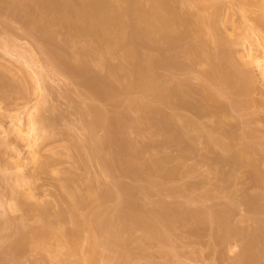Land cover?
Masks as SVG:
<instances>
[{
  "label": "rangeland",
  "instance_id": "obj_1",
  "mask_svg": "<svg viewBox=\"0 0 264 264\" xmlns=\"http://www.w3.org/2000/svg\"><path fill=\"white\" fill-rule=\"evenodd\" d=\"M40 1L0 0V242L5 248L14 244H18V249L22 246L16 252L17 257L5 256L3 264H72L75 260L66 240L62 241L63 245L54 237L49 240L56 248L59 246L58 259L55 254L23 244L34 230H42L44 223L37 215L44 208L48 212L44 210V215H48L41 214V218L50 222L46 227L67 236L76 231L75 213L89 221L90 224L87 220L83 224L85 219L81 222L84 229L81 226L82 240L77 248L88 251L93 239L89 242L93 234L90 230H95L99 242L95 264H119L117 257L121 251L127 254L126 264H235V259L243 253L245 242L240 243L241 237H229L228 243L216 242L211 221L199 223L190 214L201 211L210 215L228 208L231 223L239 233L246 229L251 233L264 223V213L258 216L262 225L258 219L259 224L251 222V212L245 206L249 197L253 199L255 194L260 197L264 193V184L260 186L263 182H258V186L255 181L257 172L264 180V21L260 19L264 16V7L261 0H206L203 7L185 0L174 1L173 5L183 16L194 21L215 14L218 7L215 36L222 37L226 46L228 43L233 53L231 63L242 74L241 79H248L242 84L228 80L230 83L225 81V85L221 83L216 88L212 85L210 88L219 94L215 101H206L202 113H196L190 106L184 109L174 104L162 105L135 88L127 89L126 83H135L130 77L114 78L108 86L100 85L101 80L94 81L107 75V67H120L122 51H114L107 64L101 63L102 58L98 56H83V49L92 45V39L54 23V16ZM113 5L128 7L123 0H114ZM205 25L203 38L208 44L204 49L211 65L194 66L183 59L184 67L181 64L176 70L173 60H167L173 53H168L166 44L156 47L162 51L161 57H166L162 59L173 64L165 62L163 68L157 69V75L162 80L171 78L170 86L174 82L189 83L187 87L182 85L181 90H186L183 99L190 104L200 101L202 86L211 85L202 73L220 69L217 68L220 63L214 61L221 49L215 37L207 34ZM180 35V29L172 30L171 38L178 42L174 43L175 48L181 50L192 45L193 38L179 41ZM232 85L244 86L245 89L241 88L248 94L242 96L240 92L235 97V92L230 90L235 88ZM190 88L198 92L192 93ZM236 100L240 105L237 103L239 107L235 108ZM132 101L150 104L160 112L145 114L131 107ZM98 115L106 120L105 126L97 123L94 126ZM38 117L47 121L49 131L38 132L36 145L30 146L28 140L33 135L30 136L29 130L33 118L38 120ZM186 120L192 129L184 127L185 131L182 124ZM177 122L178 126L182 123L179 127L186 135L183 145L168 137L175 134L174 130L168 135L163 129ZM190 122L199 129L190 126ZM208 132L229 144V149L210 145ZM228 135L235 140H230ZM246 143L247 146L252 143L253 152L243 149ZM122 146H127V152ZM120 150L125 154L121 155ZM233 156L238 158L235 162ZM98 158L102 163L106 159L105 164L110 163L108 167L98 163ZM76 195L83 196L84 201L81 208L73 210ZM130 200L147 219L168 209L178 211L181 219L172 231H162L167 237L162 240L153 234V228L144 230L127 219L131 211L124 203ZM160 225L161 230L166 229ZM101 228L117 233L126 249L115 248L114 241L112 247L103 246L102 241L108 234L101 232ZM262 233L254 240L257 238L264 246V229ZM261 243L258 245L263 259Z\"/></svg>",
  "mask_w": 264,
  "mask_h": 264
},
{
  "label": "bare ground",
  "instance_id": "obj_2",
  "mask_svg": "<svg viewBox=\"0 0 264 264\" xmlns=\"http://www.w3.org/2000/svg\"><path fill=\"white\" fill-rule=\"evenodd\" d=\"M123 1H124V3L128 4V7L127 8L125 7V9L114 6L113 5L114 0H41L40 1V4L42 6H44L54 16V18H53L54 23L61 24L65 29L71 30V32H73L74 34H76L78 36L89 37L92 39V45L89 47L87 46L88 48L85 47L86 49L85 48L83 49L84 50V52L82 51L83 56L84 55H86V56L95 55V56L102 58L101 63L107 64L108 59L110 58L111 54L114 51H116V50L122 51V55H121L122 64L120 65V67H118V68H108L107 67V69H108L107 75L105 77H103L102 79L94 80V81H98V80L100 81L101 80L99 82L100 85L108 86V84L114 78H117L120 76L130 77V78H133L135 80V83H130V82L126 83L125 87L127 89H134L135 88V89L139 90L146 98L150 97L153 100L160 102L162 105H167V106L170 105L171 106L174 104V106L177 105L178 107H181V108L185 107L184 109H186V107L190 106L189 108H191V110L193 108L196 111V113L197 112L200 113L204 109L206 101H208V100L215 101L217 99L216 98L217 94H219V93H216L218 91L215 90L217 85L221 86V83L224 85H225V83H230V82L232 83L233 80H234L233 82H237V83L242 84L241 83L242 81L245 82L244 80H248L245 78H244V80L241 79V76H239V75H242V74L238 73L239 71H236L237 70V69H235L236 66H234L235 63L233 62L234 65L231 63L233 53H232L231 48L227 47L228 43L226 46L224 44L222 37H217V35L215 36V33L218 32V31H216L217 30V28H216V23H217L216 20L217 19L215 18L217 16L216 13H218V7H217L215 14L209 15L208 18L206 17V19H204V17L203 18L197 17L198 19L196 21H194V19L190 20L191 18L187 19L188 17L187 18L184 17L185 15L183 16V14L179 11V9L173 5L175 0H123ZM176 1L182 2L183 0H176ZM185 1H188V2H190L194 5H197L199 7H203L206 0H185ZM261 4H262L261 6L264 7V0H261ZM130 17H133V19L130 20ZM260 19H261V21L262 20L264 21V16H263V18H260ZM205 24L208 27L207 28V32H208L207 34L212 36V38L215 37L214 40H215V42L218 43L217 45H219V48L221 49L219 57L216 56L217 58H215L213 56L215 58L214 62H216L217 64L220 63L219 67H217L220 69L219 70L216 69L217 71H215L213 69L209 70V71L205 70L206 72L202 73V74H204L205 78L208 79V80L207 79L206 80L209 81V83H211V85H209V87H206V85L202 86L203 90L201 88H200L201 91L199 90V93L201 94L200 95L201 96L200 101H198L196 103L192 102L194 104H192V103L190 104L189 103L190 101H187V100L185 101V98L183 99V96L185 95L184 91H186V90L182 91L183 90L182 85H184V86L186 85V87H187V85L190 86L189 83L183 84L179 81L181 84L174 82L177 86L174 87L173 86V85H175L174 83H172V85L170 86L171 83L169 84V82L170 81L172 82V80H169V79H171V78H168V79L166 78L167 80L166 79L162 80L157 75L156 71H158L157 70L158 68H160L162 66L164 67V65H166L165 62L168 63V65H172V66L174 64V67L176 70H177V68L179 69L181 67V64H182V67H184L183 63L185 60H187L188 63H190V65L194 64V66H198L197 64H205V63H207V64L209 63L208 65H211L212 61L210 59V56H206L207 52L204 49L206 47L205 45H206L207 41L205 43V41H204L205 37L203 38V35L205 33L203 32L204 29L202 30V27ZM174 29H180L181 30V35L179 37V41H182L186 38L187 39L193 38L191 40L193 43H192V45L190 44L191 47L188 46L190 48H188V47H186V49L182 48L183 50L179 49L180 51L177 48H175V46H176L175 44L178 42H176V41L174 42V39L171 38V33H172V30H174ZM221 38H222V40H221ZM160 43L166 44V46L168 47V48L166 47L168 49L167 50L168 53L170 51H171V53H173V55L170 54L167 56V60H169V61L173 60V61H171L173 64H171V63L169 64V62L167 60L164 61L162 59V57L164 59L166 57L163 54H162L163 56L161 57L162 51L158 50V48H156L157 45ZM175 51L178 53L176 54ZM67 54L69 55L70 53L68 52ZM217 54H219V53H217ZM70 55H72V54H70ZM77 56H79V53ZM180 58L182 60L181 63H180V61H181ZM214 58H213V60H214ZM183 59H184V61H183ZM216 59H218V62ZM80 60H81V58H80ZM81 62L83 64V60H81ZM177 62H179L178 63L179 66H178ZM175 63H176V65H175ZM84 65H86V64L84 63ZM168 65H167V67H168ZM176 66H178V67H176ZM199 66H201V65H199ZM86 67H88V65H86ZM221 67H222V69H221ZM171 68H173V67H171ZM89 70H91V69H89ZM228 80L229 81L231 80V81L229 82ZM247 83L249 84V82H247ZM94 85H96V84H94ZM212 85L215 86V88L211 89L210 87H212ZM235 85H237V84H235ZM233 87H235V86H233ZM241 87L244 88V86L240 85V87L236 86L235 87L236 89L235 88L230 89L232 93L235 92V93H233V94H236V95H234L235 97L237 96V93L241 95L240 92L243 93L242 96H244L245 93L248 94L247 91L245 92V90H244L245 88L243 89L244 90V92H243ZM109 88H111V86ZM246 89H248V88H246ZM97 90H98V88H97ZM190 90H192V91H190L192 93L198 92V91H196V89L193 90V88L192 89L190 88ZM240 95H238V96H240ZM234 102H233V105L235 104L234 107L235 108L239 107L240 104L237 102V100H236V103H234ZM141 104L142 103H139L138 101H132L130 103V106L133 108L139 109L140 111H143V113H145V114L150 113L151 115H153V114H156L157 112H160V110L154 108L150 104H145V105H141ZM241 104H244V103H241ZM99 115H98L99 118H97V121L95 120V123H93L95 127H96V123L98 125H102V126L104 125L105 126L106 120L104 121V119H102L103 116L101 115L102 116L101 117ZM33 119H34V121L31 120V122L32 121L33 122L31 125V129L29 130L30 136L33 135L32 137H30L31 140L30 139L28 140L29 141L28 143L30 146L36 145L38 138L35 135H37L38 132H40V131L45 132V130L49 131V129L47 128L48 124L47 125L45 124L47 121L43 120L42 117H41V119H40V117H38V120H37V118H36V120H35V118H33ZM171 122H173V120ZM185 122L184 123L186 126L181 123L183 125L182 126L183 130L185 128L190 129L191 127H189L187 120ZM173 123H175V122H173ZM173 123H171L172 124L171 126H169V127L166 126L163 129H164V131L166 130V132H165L166 134L169 133L168 135H170V131L174 130L175 134H173L171 137L170 136H168V137L171 138V141L178 143V145H183V143H184L183 140H184L186 135H185L184 131L182 130V128H180L181 124L179 125L180 126L179 127L178 126L179 122H177L174 125H173ZM190 123H191L190 126H192L193 128H196V129L198 128V127H196L197 125H194V123H192V122H190ZM118 124H120V123H118ZM162 124H163V122H162ZM102 126H100V127H102ZM37 127H38V129H37ZM174 131H173V133H174ZM185 131H186V129H185ZM199 131H201V130H199ZM208 133H210V132H208ZM208 133H207V135H208ZM223 133H225V132H223ZM19 134L22 135L23 131H20ZM214 136H215V133L209 134V141L208 142L210 143V145L216 144V146H219V147L221 146L225 150L229 149L228 148L229 144L226 145L222 139H218ZM230 136H229V138L231 140V138H233V136L232 135H230ZM226 137H227V134H226ZM233 140H235V138H233ZM176 143H174V144H176ZM251 144H249L250 146L249 145L247 146V143H246V145L243 148L244 150H247V153H249L248 150L250 152L254 151V150H252L253 145H251ZM122 147H126L125 149H123V148L122 149L127 152V150H128L127 146H122ZM96 150H97V148H96ZM123 150H120V152H119V153H121V155L125 154V152ZM93 153H95V152H93ZM117 153H118V151H117ZM238 154L239 155H237V156L239 158L241 155H240V153H238ZM91 156L92 155H90V157ZM237 156L232 157L234 162L238 159V158L236 159ZM96 157H98V156H95L93 158H96ZM88 159H91V158H88ZM100 159H101V156H100ZM102 159H104V157ZM232 159L230 157L231 161H232ZM97 160H98V163L104 164L106 166H107V164H110V163H108V161H107V164H105L106 159H105L104 163H102L101 160L99 162V158ZM88 161H90V160H88ZM93 161H94V159H93ZM111 162L114 163L113 160ZM228 162H230V161H228ZM241 162H245V161L242 160ZM251 162H250V164L253 165L254 163H251ZM51 163H52V161H51ZM245 163H247V161ZM237 164H239L238 161H237ZM44 165H46V164H44ZM48 165H49V163L47 164V166ZM248 165H249V163H248ZM114 166H115V164H114ZM114 166H112V167H114ZM249 166H251V165H249ZM109 167L111 168V166H109ZM122 169H124V168L122 167ZM128 170L130 172V169H128ZM128 170H127V172H128ZM132 170H131V173L133 174ZM254 171L257 172V168L254 169ZM258 174H259L258 172L256 173L257 176L255 175V173L253 174L254 177L256 176L255 177L256 178L255 181L257 180L256 184L259 186L260 184H258V182L260 183V181H261L263 183H261L260 186H263L264 180L262 181L259 178L260 174L259 175ZM224 183L226 184L225 181H224ZM122 189H124V188H122ZM255 195L257 196V194H255ZM263 195H264V193H263ZM263 195L259 194L260 197L257 196V198H256V196H254L255 198L253 197V199H250V197H249L248 199H250V201L247 199L248 202L245 204V206H247L249 208V213L251 212L249 214V215H251V216H249L251 218V222L255 221L256 223H258V220H259L258 216L260 214L264 213V206H262V205H264V203L262 202V200H264ZM73 198H74V202L72 204L73 210H78L79 208H81V203L83 204V201H84L82 199H84V198H83V196L81 198L80 195L73 196ZM124 204H127L126 206H128V208L131 211V213L127 215L128 220H130L134 225H136L138 227L139 226L142 227L144 230H148V229L153 228L154 229L153 234L155 236L157 235V237L161 238L162 240L167 239V237L165 238L163 236L162 231L163 230L170 231L172 228H174V226L177 223H179V218L181 217V215L178 213V211L168 209L166 211L164 210V212L162 211L161 213L157 214L156 217L153 219H147L145 216V213L141 209L137 208V206H135L134 203L131 202V200L126 201V203H124ZM260 204H262V205H260ZM36 209H33L35 213L37 212ZM40 210H43V209H40ZM44 210L46 213L47 212L46 208H44ZM43 211H41L40 213L37 212L38 214H40V215H37V216H39L38 218L41 219L40 222L44 223L42 230L41 229H40V231L34 230V232L35 231L36 232L32 233L33 235L31 236V238L29 237L30 239L26 238L27 241L25 240L26 243L23 242V244L24 245L25 244L32 245L34 247V249H36V250H41V251L43 250L44 252L46 251L48 253L50 252L51 254H55V257L57 256V259H58L60 257V255H59L60 252H59V250H57V248L59 246L56 248L55 246H53L54 244L52 245L50 243L52 240V237L55 238L54 239L55 241L56 240H57V242L60 241V244H62V241L64 243V240H66V244L70 245V250H71L70 254L72 255V257H76V258H74L75 260L72 262V264H95V260H96L95 256L97 254V250L99 247V242L95 238V232H96L95 230H94L95 231L94 232L93 229L90 228L91 229L90 231H92L93 234L90 233L91 234L90 238H88L89 242H90L91 238H93V239L91 240V246L89 247V249H87L88 251L85 250V252H84V249H82L83 250L82 251L80 248H77L78 245L80 244V240H82V237L80 236V231H82V230H80V228H81V226H83L81 222L84 221L85 217L80 218V217H77L78 214H76V213L74 214L73 224H75L74 227L75 228L77 227V228H76V231H74L73 233L70 234V232H69L70 236L68 234V236H69V238H68L67 234L64 232L63 233H61L62 231L57 232V230H53L52 227L51 228L46 227L49 225L50 222L47 223V221L45 219L42 220L43 218H45V217L41 218V216H42L41 214L44 215ZM229 211L227 208L224 211L221 210L219 212H217V211L212 212V214L210 212V215H207L208 213L206 214L205 212L201 213V211H198V213L192 212V214H190V216L193 215V218H194V216L197 217L199 220V223L202 220L204 221V220L209 219L211 221L210 222L211 225L214 227V231H215L214 232L215 233L214 238H216L215 239V241L217 240L216 242L220 243L221 240H223V241L226 240V242L228 243L227 239L229 237H233V236L235 237L236 235L238 237H241L240 243L245 242V244L243 243L244 244L243 253L240 256L238 255L239 257L237 259H235V264H264V260H263L264 257L262 259L261 257L263 255L260 256L261 255L260 252H262V251H260V245H258V243L260 244L261 241L259 240L260 241L259 242L257 240V238L254 240L255 236H257V235L259 236L260 233L263 234L262 232L264 229V226H263L264 223L262 225V222H264V221L261 222L259 220L260 221L259 223L262 226L261 227L257 226L258 229L257 230L254 229L255 232L253 231L250 233L247 229H246V231H244L245 229H243L244 232L241 231V233H239L237 231L238 229L236 228V226L233 223H231V220H230L231 218H229V216H228V215H231V213L228 214ZM46 215H48V214H45L44 216H46ZM77 218H79L80 220L82 219V221L79 222V219H77ZM250 218L248 219V221H250ZM46 219H48V217H46ZM86 220L87 219H85V222H83V224L87 223L88 220L87 221ZM194 220L197 221L196 218H194ZM48 221H49V219H48ZM255 222H253V223H255ZM88 223H89V221H88ZM204 223H205V221H204ZM158 224L161 227L164 226L166 229L162 228V230H161L159 228ZM88 226L91 227V225H88ZM88 226H86V227L89 228ZM82 228L84 229V226ZM158 228L160 229L161 232H159ZM85 230H86V228H85ZM100 231L101 232H107V234H108L107 239L102 241L103 246H105V247L107 246L108 248L110 246L112 247V244L114 241L116 243V244H114L115 248L119 247L120 249H126V244L124 242H122L121 240H119V238H117V233H115L111 229L107 230V228L106 229L101 228ZM32 232H33V230H32ZM49 240H50V242H49ZM223 241H221L222 244L224 243ZM17 243H19V245H20L21 242L18 240ZM261 246H263V242L261 243ZM7 248H5L4 245L0 242V264L4 263L5 258H6L5 256L9 257V255H10L12 258V256L14 255V257H17L16 252H18V250L20 249V248L18 249V244L11 245L10 248H8V249ZM263 249H264V246H263ZM20 251H21V249H20ZM19 256H20V254H19ZM8 257H7V259H8ZM3 258H4V260H3ZM13 259H15V258H13ZM117 260L119 261V264H126L127 263L126 252L121 251L117 257ZM17 261H18V259H17Z\"/></svg>",
  "mask_w": 264,
  "mask_h": 264
}]
</instances>
